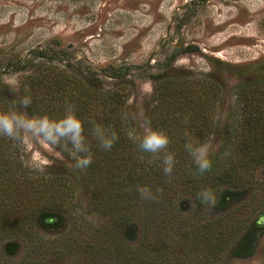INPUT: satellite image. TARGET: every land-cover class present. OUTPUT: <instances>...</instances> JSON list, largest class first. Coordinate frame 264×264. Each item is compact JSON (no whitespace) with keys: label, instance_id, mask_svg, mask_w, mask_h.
Masks as SVG:
<instances>
[{"label":"rangeland","instance_id":"374dc122","mask_svg":"<svg viewBox=\"0 0 264 264\" xmlns=\"http://www.w3.org/2000/svg\"><path fill=\"white\" fill-rule=\"evenodd\" d=\"M117 66H124L125 74L110 76L108 71ZM66 71L74 73L72 83L79 80L87 87L117 88L123 94L129 126L138 131H142L138 127L141 112L153 127L152 109L162 85L170 92L185 86L195 100L210 99L212 127L198 142L211 135L212 159L225 149L229 128L237 127L243 115L238 98L241 84L264 85V0H0V97L8 110L13 95H28L27 75L64 76ZM90 71L101 74L89 76ZM205 83L206 92L210 90L206 95L200 87ZM29 114L40 115L32 105ZM21 144L22 159L31 170L70 176L76 187L73 215L95 225L110 223V216L93 208L85 168H76L64 147L31 137ZM228 158V154L221 155L219 163ZM255 179L257 183L264 180V168L256 172ZM256 191L245 186L220 206L200 212L186 196L179 197V201L185 198L179 203L183 216L197 213L211 219L232 214L238 221L243 218L232 242L212 264H264V195L252 201ZM55 222L42 232L51 237L71 225L69 215L63 213ZM134 224L133 236L124 237L132 248L145 243L142 220L136 217ZM17 240L13 252L7 249L8 241L4 242L2 264L22 258L23 242ZM150 244L162 249L156 253L169 264H211L192 257L191 236L180 225L168 236L153 234ZM41 264L133 263L89 245L45 253Z\"/></svg>","mask_w":264,"mask_h":264},{"label":"trees","instance_id":"16d2710c","mask_svg":"<svg viewBox=\"0 0 264 264\" xmlns=\"http://www.w3.org/2000/svg\"><path fill=\"white\" fill-rule=\"evenodd\" d=\"M99 71L88 74L100 75ZM108 72L110 76L121 77L125 68L117 66ZM63 75L41 72L27 75V94L40 115L60 117L67 102L74 105L83 118L92 154V162L85 168L91 183V203L101 215L110 216V223L95 225L86 217L73 215L76 187L70 176L31 170L22 159V141L0 136V254L5 241H8V251L17 250V239H21L24 247L21 259L6 263L41 264L45 253L92 245L133 264H169L162 254L156 253L157 249H162L150 244V240L153 234L168 236L178 225L191 236L192 257H200L203 263L215 262L232 242L243 218L238 221L232 214L211 219L197 213L183 216L179 203L185 202V198L179 201V197L186 196L200 212L209 208L196 199L202 187L216 191L215 208L245 186L257 190L252 201L264 195V180L257 183L255 179L256 172L264 168V85L260 82L241 84L238 98L243 115L237 127L229 128L231 141L229 139L224 144L225 149L211 159V170L202 176L193 175L195 165L185 152L184 143L188 139L200 143L199 138L211 129L210 99L195 100L187 94L185 86L170 92L168 86L162 85L151 122L170 138L167 151L174 154L175 165L168 180L162 173L160 161L150 163L149 154L140 153L128 138L127 131L132 128L125 116L123 94L117 88L104 89L94 84L87 87L79 80L72 83L75 75L70 71ZM200 87L204 95L210 93V90L206 92V83ZM6 103L0 97V111L8 110ZM91 121L117 133L118 139L110 150L100 148L91 137ZM226 152L228 161L219 163L220 156ZM138 185L147 186L155 198L142 199L136 192ZM62 213L69 215V229L51 237L45 235L42 229L60 219ZM136 217L142 220L145 243L132 248L124 243V237L133 236ZM160 243L165 245L166 241L162 239ZM2 262L0 256V264Z\"/></svg>","mask_w":264,"mask_h":264},{"label":"clouds","instance_id":"9594fccd","mask_svg":"<svg viewBox=\"0 0 264 264\" xmlns=\"http://www.w3.org/2000/svg\"><path fill=\"white\" fill-rule=\"evenodd\" d=\"M11 104L10 110L0 111V136L14 141L31 137L50 145H60L74 158L76 168L83 169L91 164L92 154L85 136L84 121L77 114L74 105L66 102L62 116L50 117L47 114L39 116L29 114L32 105L29 95L19 97L13 95ZM138 117V127L142 131L132 128L127 131L128 138L140 153L149 154L150 163L159 160L163 175L171 180L175 159L174 154L167 151L169 135L163 129L153 128L143 112L139 113ZM90 123L91 137L100 148L110 150L118 139L117 133L94 121ZM211 139L210 135L209 139L202 143L191 139L184 143V150L195 165L193 175L202 176L211 170L212 161L209 156ZM136 192L142 199L155 198L147 186H136ZM196 199L209 209H213L217 204V193L212 187H202L196 193Z\"/></svg>","mask_w":264,"mask_h":264}]
</instances>
